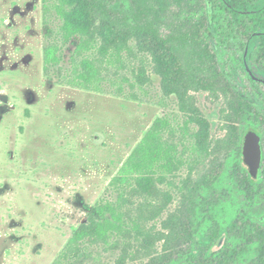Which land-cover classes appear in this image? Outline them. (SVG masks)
Wrapping results in <instances>:
<instances>
[{
    "label": "rangeland",
    "instance_id": "1",
    "mask_svg": "<svg viewBox=\"0 0 264 264\" xmlns=\"http://www.w3.org/2000/svg\"><path fill=\"white\" fill-rule=\"evenodd\" d=\"M82 7L0 0V264H53L74 236L89 248L82 264H152L162 253L183 264L186 191L201 176L223 225L238 209L261 218L264 162L254 200L232 178L239 134L264 136V86L251 83L242 49L220 43V79L188 89L157 70L150 39L103 35L92 12L77 25ZM96 208L106 223L88 221Z\"/></svg>",
    "mask_w": 264,
    "mask_h": 264
},
{
    "label": "trees",
    "instance_id": "2",
    "mask_svg": "<svg viewBox=\"0 0 264 264\" xmlns=\"http://www.w3.org/2000/svg\"><path fill=\"white\" fill-rule=\"evenodd\" d=\"M205 2L206 10L201 9L202 0H83L84 7L78 9L73 21L81 26L92 12L103 35L115 33L119 41H123L124 35L150 39L148 51L159 58L157 70L168 67L171 74L186 82L188 89L207 90L210 79H220L214 50L220 43L242 49V57L249 44L250 64L257 56V49L264 48L261 45L264 43V0ZM46 34L49 37L52 34L49 27ZM211 37L217 40L216 44L211 45L207 40ZM51 44L45 47L47 53ZM247 100L244 98L234 108L239 116L249 108ZM243 136L239 134L233 144L241 145L233 166V184L247 199L254 200L262 191V177L259 174L253 178L249 173L242 154ZM122 174L130 173L124 169ZM213 186V182L201 176L186 191L187 204L182 212L185 231L178 240V257L183 259V264H264V215L258 218L245 209H238L228 224L223 225L210 213L217 209L220 198L201 194V190ZM88 221L106 223L108 218L96 208ZM223 236L228 243L220 248L217 243ZM88 253L89 248L74 236L53 264H82ZM152 264H174V256L159 254Z\"/></svg>",
    "mask_w": 264,
    "mask_h": 264
},
{
    "label": "water",
    "instance_id": "3",
    "mask_svg": "<svg viewBox=\"0 0 264 264\" xmlns=\"http://www.w3.org/2000/svg\"><path fill=\"white\" fill-rule=\"evenodd\" d=\"M242 154L250 175L258 178L263 164L262 135L255 129H249L243 136Z\"/></svg>",
    "mask_w": 264,
    "mask_h": 264
},
{
    "label": "flooded vegetation",
    "instance_id": "4",
    "mask_svg": "<svg viewBox=\"0 0 264 264\" xmlns=\"http://www.w3.org/2000/svg\"><path fill=\"white\" fill-rule=\"evenodd\" d=\"M262 34H264V32ZM261 45L263 46L264 43H261ZM248 51H249V44L246 45V49H245V52L243 54V69L246 72V74L248 75L252 84H254L257 87H259L261 85L264 86V48L260 47L259 49H257V56L250 60L251 64L249 63V60H248ZM247 99L250 100V98H247ZM250 129H253V128H250ZM262 146H263V162H264V136L263 135H262ZM223 238H224V240H222ZM226 243H228V242L225 240V236H223L217 244L221 248Z\"/></svg>",
    "mask_w": 264,
    "mask_h": 264
}]
</instances>
